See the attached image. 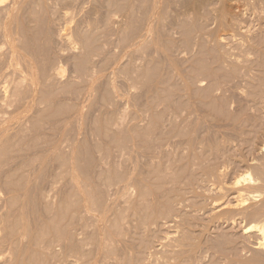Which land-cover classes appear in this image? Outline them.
I'll return each mask as SVG.
<instances>
[{
  "label": "rangeland",
  "instance_id": "rangeland-1",
  "mask_svg": "<svg viewBox=\"0 0 264 264\" xmlns=\"http://www.w3.org/2000/svg\"><path fill=\"white\" fill-rule=\"evenodd\" d=\"M2 1L0 264H264V23Z\"/></svg>",
  "mask_w": 264,
  "mask_h": 264
},
{
  "label": "bare ground",
  "instance_id": "bare-ground-1",
  "mask_svg": "<svg viewBox=\"0 0 264 264\" xmlns=\"http://www.w3.org/2000/svg\"><path fill=\"white\" fill-rule=\"evenodd\" d=\"M202 1H205V0H202ZM187 2V4L189 5V6H192L194 3H197L196 1H193V0H187L186 1ZM186 2H184V3H186ZM221 3H225V2H222V1H220ZM219 2V3H220ZM205 3V2H204ZM220 3V4H221ZM235 3H237L238 5L240 4V5H242V6H246L247 8H245L244 10H246L247 11V15L248 14H250L251 15V17H254V18H252V19H255V20H258L259 22H261V23H264V0H236L235 1ZM4 5V3H3V1L1 0L0 1V13H1V10L3 9L2 7H3V5ZM183 4V3H182ZM187 4H185V6H187ZM198 4H200V7H201V3H197V4H194L193 5V8L196 6V5H198ZM213 4V3H212ZM210 6V5H209ZM219 6H221V5H219ZM184 7V6H183ZM199 7V8H200ZM230 7H232V6H230ZM230 7H227V8H230ZM238 7V6H237ZM241 7V6H240ZM240 7H238L239 8V10L241 9ZM243 7V8H244ZM8 8V7H7ZM192 8V9H193ZM223 8V6H221V9H220V11L221 12H223V14L222 13H219V15L221 14L222 15V18H221V20H238L237 18H238V15L237 14H235L234 12L233 13H231V10H234V8L233 9H227V8H225L224 10L222 9ZM236 8V7H235ZM196 9H197V6H196ZM187 10H188V7H187ZM5 11V10H4ZM191 11V10H190ZM195 11V10H194ZM240 11H242V9L240 10ZM3 12V11H2ZM216 12V11H215ZM219 12V11H218ZM241 13V12H240ZM243 13H244V11H243ZM244 13V14H245ZM190 14V13H189ZM1 15V14H0ZM3 15H4V13H3ZM3 15H1V16H3ZM6 15V17H4L5 19L3 20V17H2V20H0V29H2V30H0L1 32L3 31V32H5V33H3V34H6L7 35V31H8V28H9V23H11V20H7V17H8V15L9 14H5ZM218 15V16H219ZM249 15V16H250ZM10 16V15H9ZM240 16V15H239ZM11 17V16H10ZM9 19V18H8ZM219 19H220V17H219ZM219 19H217V20H219ZM14 22V21H13ZM256 22V21H255ZM258 22V23H259ZM257 24V23H256ZM259 26H260V23L258 24ZM11 27V26H10ZM261 27V26H260ZM260 27H258L259 29H260ZM263 27H264V24H263ZM10 29V28H9ZM248 30V29H247ZM261 30V29H260ZM248 31H251L250 29L248 30ZM23 33V32H22ZM68 33V32H67ZM245 33V32H244ZM251 33H253V32H251ZM2 34V35H3ZM8 34H10V33H8ZM249 34H250V32H249ZM61 35V34H60ZM246 35H247V33H246ZM252 35V34H251ZM9 36V35H8ZM85 36V35H84ZM61 39L62 40H65L66 38H67V36L65 35V34H62L61 36ZM79 37V36H78ZM86 37V36H85ZM257 39V38H256ZM263 39V38H262ZM88 40V39H87ZM29 41V40H28ZM252 44V43H251ZM258 44V43H257ZM86 45H88V44H86ZM85 46V45H84ZM244 48V47H243ZM13 50H15V49H13ZM91 50V49H90ZM88 53H89V51H88ZM92 53V52H91ZM92 56H94V55H92ZM2 57H3V55H2ZM90 57V56H89ZM1 60V59H0ZM4 68V67H3ZM53 69V68H52ZM56 71V70H55ZM53 72H54V70H53ZM57 72V71H56ZM58 75H59V73H57ZM55 78V77H54ZM53 78V79H54ZM82 79V78H81ZM206 168V167H205ZM212 168V167H211ZM216 170V169H215ZM217 171V170H216ZM134 174V173H133ZM208 174V173H207ZM220 174V173H219ZM214 175V174H213ZM215 176V175H214ZM137 178V177H136ZM196 178V177H195ZM137 181V180H136ZM140 182V181H139ZM236 184V183H235ZM142 185V184H141ZM239 185V184H238ZM128 188V187H127ZM238 188V187H237ZM251 188V187H250ZM253 188V187H252ZM247 189V188H246ZM258 190V189H257ZM236 191V190H235ZM133 192V191H132ZM254 193V191H252V190H245V188L244 189H238L237 191H236V198L238 199V201H237V206L238 205H240L241 206V204L242 203H244L246 200H244V199H248V200H251V201H255V200H257L258 198H260L262 195H257V193L255 194H253ZM142 195V194H141ZM177 201V200H176ZM245 203H247V202H245ZM255 206V205H254ZM263 208H264V206H262ZM262 207H258V209L257 210H254V211H252V212H250L251 213V217L252 216H254V218L255 217H258V215H260L261 216V214H262V212H264V210L262 211V209H259V208H262ZM264 214V213H263ZM260 228V227H259ZM251 229H253V227H250L248 230H251ZM260 235H261V237H262V243L260 244V242H259V245H260V247L262 248V246H263V248H264V227L262 228H260ZM258 245V246H259ZM259 247V248H260ZM258 248V249H259Z\"/></svg>",
  "mask_w": 264,
  "mask_h": 264
}]
</instances>
